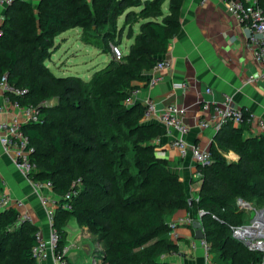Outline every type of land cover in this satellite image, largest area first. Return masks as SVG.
Instances as JSON below:
<instances>
[{
  "label": "trees",
  "instance_id": "trees-1",
  "mask_svg": "<svg viewBox=\"0 0 264 264\" xmlns=\"http://www.w3.org/2000/svg\"><path fill=\"white\" fill-rule=\"evenodd\" d=\"M164 1L12 0L7 7L0 26V79L7 76L11 85L27 89L12 100L40 109L41 122L25 124L23 130L38 167L30 178L50 181L59 197L53 225L60 234L57 251L67 245L66 227L74 216L101 245L93 264H171L166 257L179 247L169 223L176 212L192 207L197 216L204 213L201 221L213 264H262L264 253L249 250L234 237L232 227L249 224V212L238 206L239 199L264 204V131L244 139L250 130L246 123L218 130L217 145L210 148L212 163L198 165L201 184L190 205L184 181L171 171V162L156 157L151 144L165 129L142 123L143 104L125 103L129 92L139 89L135 82L148 81L147 74L180 32L184 0H169L167 14ZM136 7H142L139 13L127 15L128 20L140 16L139 32L129 28L128 53L112 58L92 80L57 76L47 66L56 38L66 31L78 27L84 40L109 43L118 18ZM53 99L57 104H44ZM229 151L238 161L226 159ZM74 183L78 195L73 209L65 210L63 198ZM37 231L30 221L21 222L18 210L1 211L0 264H35Z\"/></svg>",
  "mask_w": 264,
  "mask_h": 264
},
{
  "label": "crops",
  "instance_id": "crops-1",
  "mask_svg": "<svg viewBox=\"0 0 264 264\" xmlns=\"http://www.w3.org/2000/svg\"><path fill=\"white\" fill-rule=\"evenodd\" d=\"M262 2L264 5V0ZM7 7L6 2L0 0V26L4 21ZM180 17V32L171 41L163 56V60L171 62V67L155 72L161 80L154 87L147 85L152 72L147 74V82H135L139 86V93L133 104H144L146 100L152 99L158 112L172 104L180 106L184 109L183 121L189 127L185 140L189 144L200 145L203 149L210 150L213 144L217 145L215 137L218 131L202 129L199 126V120L209 118V114L203 110V105L222 103L224 95L229 94L233 97L236 107L246 109L264 120L262 68L247 46V31L221 0H184ZM79 29L82 33V29ZM68 39L69 36H65L62 40ZM176 83H185L187 88H174ZM21 116L22 110L7 103L0 88V123L10 122L17 117L22 118ZM142 123L158 125L165 129L164 135L156 137L151 142L156 146L155 155L172 163L170 169L184 181L190 200H197L201 184L195 176L198 165L190 156L186 158L179 156L178 149L173 146L177 133L168 134L166 128L157 121L142 120ZM249 129L244 132V139L262 133L255 125ZM13 153V147L5 150L0 143L2 191L8 193L14 201L23 202V206L18 209L20 216H27L28 221L38 228L42 236L48 238L50 224L46 208H49L52 205L51 200L58 196L46 186L37 189L35 183L15 166ZM224 155L229 162H236L239 159L233 151ZM41 197L47 198L48 202L45 205ZM186 217H191L195 221L197 212L192 207L181 209L175 213L172 220ZM66 229L68 238L65 249L68 262L85 264L92 259L95 263V252L99 249V243H92L87 228H81L79 225L75 228L69 224ZM171 238L179 247L177 253L166 257L171 264H206L205 249L199 240L195 239V230L192 226L180 224L176 229V235ZM71 251H76L77 254L71 255L73 262L69 258ZM45 264H52V261L48 260Z\"/></svg>",
  "mask_w": 264,
  "mask_h": 264
},
{
  "label": "built area",
  "instance_id": "built-area-1",
  "mask_svg": "<svg viewBox=\"0 0 264 264\" xmlns=\"http://www.w3.org/2000/svg\"><path fill=\"white\" fill-rule=\"evenodd\" d=\"M6 2L7 5L12 3V0H1ZM227 10L239 21V23L247 31V46L253 52L255 61L261 65L262 73L261 77L264 79V5L262 0H221ZM111 53L113 58L120 60L124 55L120 46L111 44ZM171 67L169 60H162L158 62L154 68L150 71V79L147 83L149 87H154L161 77L157 76L155 72L167 70ZM0 88L5 94V100L7 103L14 105L22 110V118H15L10 122L0 123V143L5 150L9 147L14 148L13 162L15 166L29 179L30 175L37 171L38 167L35 162L32 161L31 156L34 152V147L31 145L29 136L23 130L25 124L31 122H41V113L38 107L21 106L17 101L12 100V96H24L27 94V89L19 88L11 85L7 76H3L0 79ZM174 88L186 89L185 83H176ZM139 89H134L129 92V98L125 101L126 104H133L134 99L137 97ZM144 112L142 120L145 121H157L162 124L168 134L177 133L174 139L173 146L179 151L181 158L190 156L197 165H208L212 163V154L210 150L203 149L200 145L189 144L185 140V135L189 132V127L183 121L184 109L180 106L172 104L166 107L163 111L158 112L156 105L152 99H148L143 104ZM203 110L209 114L208 119L199 120L198 124L202 129H214L220 130L222 127L233 124L234 126H241L248 124L249 126H256L261 132L264 131V120L256 117L255 114L248 111L245 115L241 108H238L233 103V97L229 94L224 95L222 103H216L214 105L205 103ZM196 178L200 181L202 173L197 171ZM32 180V179H31ZM37 189L41 187H48L53 191L52 183L50 181H34ZM201 182V181H200ZM73 184L72 188L65 194V202L61 206L65 210H72V200L78 195V189ZM61 199V198H60ZM41 201L46 204L47 198L41 197ZM52 205L46 208L47 218L50 224V232L48 238L42 236L40 231L35 234V246L32 249V255L35 260V264H45L46 261L51 260L52 264H70L67 260V250L58 252L57 247L60 241V234L56 228H54L55 214L59 206V197L51 200ZM23 206L22 201H14L10 195L6 192L0 191V212L14 208L18 210ZM238 206L244 208L246 201L239 199ZM204 213L199 211L198 219L202 217ZM197 219V220H198ZM28 220L27 216L21 217V222ZM194 219L191 217L179 218L172 220L169 223L170 236L176 235V229L180 224L192 226ZM255 221H251L249 224L232 227L233 235L236 239L243 242L244 245L251 251H259L264 253V234L250 233L254 230ZM201 246L205 249L206 264H213L212 256L209 253L210 247L205 239L199 240ZM262 264H264V259Z\"/></svg>",
  "mask_w": 264,
  "mask_h": 264
},
{
  "label": "rangeland",
  "instance_id": "rangeland-1",
  "mask_svg": "<svg viewBox=\"0 0 264 264\" xmlns=\"http://www.w3.org/2000/svg\"><path fill=\"white\" fill-rule=\"evenodd\" d=\"M32 2H35V0ZM168 2L169 0H165L163 3V10L165 14L168 13ZM141 9L142 7L129 8L118 18L114 40L109 39V43L103 42L100 38L93 39L88 42L87 40H84L83 33H81L79 28L71 29L64 33L62 37H57L55 40L56 50L46 61L47 66L57 76L77 75L86 81L92 80L94 78L93 74L106 67L112 60L113 56L111 53V44L118 42V46H120L123 55L128 53L129 47L132 43V39L127 37L129 28L132 26L135 34L139 32V24L136 23V21L140 16L136 14L131 16L128 20L127 15L131 13V11L139 13ZM110 31L112 33V30ZM65 36H69L67 41L62 40ZM44 104L52 106L57 104V99L47 101ZM251 206L257 210L264 209V204L255 205L252 203ZM244 210L247 213L249 212V209ZM249 222H251V220ZM69 224L72 227L78 228V224L74 216H70L68 225ZM87 230L91 234L92 243L97 242L92 231L88 228ZM261 233L264 234V231H261ZM100 249L101 245L99 244L98 250ZM71 255H77L76 251H71L69 255L70 260L73 262L74 259ZM87 264H93L92 259H90Z\"/></svg>",
  "mask_w": 264,
  "mask_h": 264
},
{
  "label": "water",
  "instance_id": "water-1",
  "mask_svg": "<svg viewBox=\"0 0 264 264\" xmlns=\"http://www.w3.org/2000/svg\"><path fill=\"white\" fill-rule=\"evenodd\" d=\"M189 204L190 205L192 204V200H189ZM242 209L243 210L244 209H249V218H250L251 221L257 220L258 216L260 214L264 215V209L257 210L254 207H252L251 204L248 203V202H246V206L244 208H242ZM192 227L195 230V239L196 240L205 239V233H204V228H203V224H202L201 218L198 219V220H195L193 222Z\"/></svg>",
  "mask_w": 264,
  "mask_h": 264
},
{
  "label": "bare ground",
  "instance_id": "bare-ground-1",
  "mask_svg": "<svg viewBox=\"0 0 264 264\" xmlns=\"http://www.w3.org/2000/svg\"><path fill=\"white\" fill-rule=\"evenodd\" d=\"M264 215H259L258 219L255 222L254 230L250 233L251 235L253 234H262L261 231H264ZM261 230V231H260Z\"/></svg>",
  "mask_w": 264,
  "mask_h": 264
}]
</instances>
